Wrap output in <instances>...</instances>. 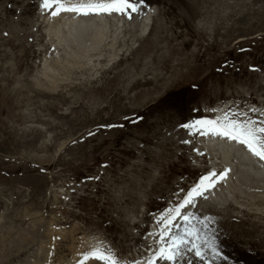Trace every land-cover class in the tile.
Segmentation results:
<instances>
[{
    "label": "rangeland",
    "instance_id": "1",
    "mask_svg": "<svg viewBox=\"0 0 264 264\" xmlns=\"http://www.w3.org/2000/svg\"><path fill=\"white\" fill-rule=\"evenodd\" d=\"M53 11L0 0V264H104L86 259L97 249L148 264L167 205L209 167L231 172L182 212L208 214L218 254L178 264H264V161L182 127L264 120V0H144L132 19Z\"/></svg>",
    "mask_w": 264,
    "mask_h": 264
},
{
    "label": "snow or ice",
    "instance_id": "2",
    "mask_svg": "<svg viewBox=\"0 0 264 264\" xmlns=\"http://www.w3.org/2000/svg\"><path fill=\"white\" fill-rule=\"evenodd\" d=\"M143 2L144 0H94V2L67 5L63 0H43V7L45 9L55 7V11L52 12L54 16H58L61 12H74L82 15L116 13L132 19V14L140 10ZM251 111L256 112L257 110L252 109ZM182 127L187 128L193 134L213 135L237 141L246 146L254 156L264 161V120L251 118L237 120L226 113L223 118L218 120H197ZM184 142L188 143V141ZM226 176L227 172L219 175L216 172H210L201 177L198 183L189 190L186 198L175 208L170 209L167 216L161 218L158 222L163 225V229L159 233L161 246L154 259L148 264H157L159 260L178 264L185 250L194 252L197 257L203 260L202 248L205 245L211 248L214 254H218L214 244L209 242L207 236L201 235V232L208 227L210 218H200L195 213H184L182 210L194 205L197 197H203ZM89 258L103 261L104 264H119L116 256L107 250L97 249L91 252L89 257H86V259ZM134 264H138V262H134Z\"/></svg>",
    "mask_w": 264,
    "mask_h": 264
},
{
    "label": "bare ground",
    "instance_id": "3",
    "mask_svg": "<svg viewBox=\"0 0 264 264\" xmlns=\"http://www.w3.org/2000/svg\"><path fill=\"white\" fill-rule=\"evenodd\" d=\"M69 3H71V5H77V4H80V3H84V2H80V1H78V2H76L75 0H70V1H68ZM86 3V2H85ZM62 13V12H61ZM64 15H66V16H69V17H71L74 21H82V20H87V19H94V18H97L98 20H102L101 18H103L105 15H102V14H95L94 16L93 15H91V14H89V15H82V14H78V13H74V12H64L63 13ZM59 16H60V14H59ZM111 16H115V14H111ZM57 18V17H56ZM56 21L57 22H59V20L58 19H56ZM148 26H149V24L148 23H145L144 24V28L145 29H147L148 28ZM163 57V56H162ZM167 59V58H166ZM138 63H139V61H138ZM164 63H167V61H165ZM164 84V83H163ZM165 87V86H164ZM163 91V90H162ZM176 134V133H175ZM196 136V135H195ZM188 137V136H187ZM188 141H190V140H188ZM200 145V144H199ZM147 149V148H146ZM197 154L198 155H201V153H198V152H196L195 153V155L197 156ZM253 155V154H252ZM194 157V156H193ZM213 190V189H212ZM214 191V190H213ZM214 193V192H213ZM197 199V198H196ZM197 203V201L195 202V204ZM194 204V205H195ZM193 205V206H194ZM170 210V209H169ZM168 212V211H167ZM203 215L204 216H206V217H208V214L206 213V212H204L203 213ZM161 218V217H160ZM202 218V217H201ZM156 219V218H155ZM181 223H182V221H180ZM163 227V226H162ZM163 229V228H162ZM174 231H175V229H174ZM160 238V237H159ZM159 241V240H158ZM158 244H161V240H160V242L158 243ZM161 246V245H160ZM160 261V260H159ZM159 261H158V263H159ZM162 262H164V264H171V262H165V261H163L162 260ZM159 264H161V263H159Z\"/></svg>",
    "mask_w": 264,
    "mask_h": 264
}]
</instances>
